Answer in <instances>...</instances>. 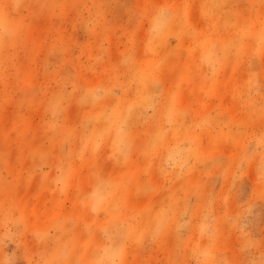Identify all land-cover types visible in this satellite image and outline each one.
<instances>
[{
    "label": "rangeland",
    "instance_id": "rangeland-1",
    "mask_svg": "<svg viewBox=\"0 0 264 264\" xmlns=\"http://www.w3.org/2000/svg\"><path fill=\"white\" fill-rule=\"evenodd\" d=\"M0 264H264V0H0Z\"/></svg>",
    "mask_w": 264,
    "mask_h": 264
}]
</instances>
